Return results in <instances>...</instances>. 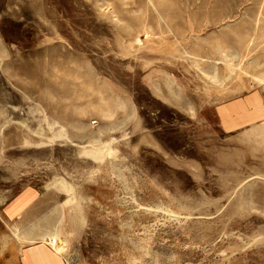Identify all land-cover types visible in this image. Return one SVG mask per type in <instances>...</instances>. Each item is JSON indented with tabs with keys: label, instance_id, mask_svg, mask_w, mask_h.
Returning a JSON list of instances; mask_svg holds the SVG:
<instances>
[{
	"label": "rangeland",
	"instance_id": "obj_1",
	"mask_svg": "<svg viewBox=\"0 0 264 264\" xmlns=\"http://www.w3.org/2000/svg\"><path fill=\"white\" fill-rule=\"evenodd\" d=\"M39 244L264 264V0H0V264Z\"/></svg>",
	"mask_w": 264,
	"mask_h": 264
},
{
	"label": "crops",
	"instance_id": "obj_2",
	"mask_svg": "<svg viewBox=\"0 0 264 264\" xmlns=\"http://www.w3.org/2000/svg\"><path fill=\"white\" fill-rule=\"evenodd\" d=\"M15 203L17 205L11 206L12 209L14 206L19 208L25 202L17 200ZM47 240L48 238L45 239V241ZM22 259L25 264H63L62 261L57 260L54 253L48 247L40 244L28 246L22 253Z\"/></svg>",
	"mask_w": 264,
	"mask_h": 264
},
{
	"label": "bare ground",
	"instance_id": "obj_3",
	"mask_svg": "<svg viewBox=\"0 0 264 264\" xmlns=\"http://www.w3.org/2000/svg\"><path fill=\"white\" fill-rule=\"evenodd\" d=\"M54 247H55L58 251L61 250V247L58 246V245H57V247H56V246H54Z\"/></svg>",
	"mask_w": 264,
	"mask_h": 264
}]
</instances>
